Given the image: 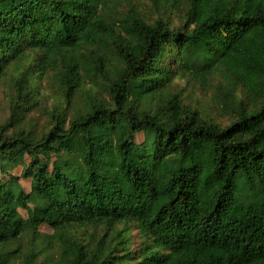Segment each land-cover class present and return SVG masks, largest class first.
Returning <instances> with one entry per match:
<instances>
[{
	"label": "trees",
	"instance_id": "16d2710c",
	"mask_svg": "<svg viewBox=\"0 0 264 264\" xmlns=\"http://www.w3.org/2000/svg\"><path fill=\"white\" fill-rule=\"evenodd\" d=\"M150 1L154 22L121 0H0V78L32 62L0 126V264H264V0ZM48 70L67 107L41 128ZM178 78L219 79L231 123ZM87 81L104 92L77 105Z\"/></svg>",
	"mask_w": 264,
	"mask_h": 264
},
{
	"label": "rangeland",
	"instance_id": "374dc122",
	"mask_svg": "<svg viewBox=\"0 0 264 264\" xmlns=\"http://www.w3.org/2000/svg\"><path fill=\"white\" fill-rule=\"evenodd\" d=\"M132 4H134L150 22H154L160 16L159 12L152 6L150 0H121V2L116 5V9L122 13H126ZM174 21L177 24L179 22L178 18H174ZM31 64V61L23 62L21 64H12L9 67L7 75L0 78V126L5 123L11 115V104L17 97L15 89L16 80L21 76L26 67ZM35 68L37 67H34V69ZM219 82L220 80L217 79L214 81L213 85L202 87L188 79L178 78L174 83L173 89L181 95L184 104L197 108L204 118L213 120L225 126L230 124L232 120L230 116L223 113L218 104L217 86ZM30 86L36 89L39 99V105L30 113V116L39 127L46 128L51 124L49 113L67 107V101L60 92L59 82L57 78H55V73L52 70H48L43 76L33 73L30 80ZM87 91H92L93 93L104 92L100 83L87 81L84 85L83 93L80 94L76 100L77 105H80L82 97ZM69 110L71 116L73 108L71 107ZM143 139L144 134H140L138 142L143 141ZM27 161H29V158H27ZM21 173L22 166H18L12 171V174L15 176H20ZM21 183L27 192L31 191L30 179L21 178ZM44 204H46V202L36 196L33 197L30 202L32 207ZM24 215L26 216L27 212L24 211ZM40 231L44 233L53 232V230L46 224L40 227ZM132 238L133 248L140 246L141 241L138 236V231L135 230L132 232Z\"/></svg>",
	"mask_w": 264,
	"mask_h": 264
}]
</instances>
